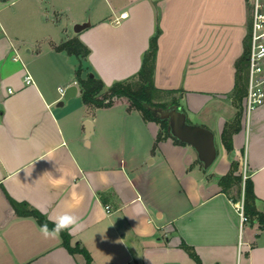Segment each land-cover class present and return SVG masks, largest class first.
<instances>
[{
    "label": "crops",
    "instance_id": "obj_1",
    "mask_svg": "<svg viewBox=\"0 0 264 264\" xmlns=\"http://www.w3.org/2000/svg\"><path fill=\"white\" fill-rule=\"evenodd\" d=\"M250 23L249 0H0V264H86L61 234L45 239L10 197L48 218L76 215L83 227L71 241L92 264H197L183 241L203 264H264V226L242 224L240 191L219 182L236 161L264 213V103L248 115L243 99L233 149L222 140L238 111L233 90ZM77 24L86 26L77 32ZM158 27L155 83L179 89L189 122L220 137L222 157L218 148L209 168L190 143L158 141L160 124L128 103L86 104L80 58L56 49L78 36L90 48L85 63L110 86L139 71ZM72 84L78 91L65 99L60 87Z\"/></svg>",
    "mask_w": 264,
    "mask_h": 264
},
{
    "label": "trees",
    "instance_id": "obj_2",
    "mask_svg": "<svg viewBox=\"0 0 264 264\" xmlns=\"http://www.w3.org/2000/svg\"><path fill=\"white\" fill-rule=\"evenodd\" d=\"M7 1V0H3ZM161 28L158 27L156 33L150 39L149 48L143 55L142 66L139 71L126 79L115 81L110 86H106L104 81L94 75L91 76L92 70L85 63L90 48L78 36L68 38L58 45L57 50L67 51L69 54H75L80 58V63L76 69V75L82 92L83 101L96 108L109 107L119 103H128L130 109L138 110L146 121H156L160 124L161 129L158 133L157 140L173 135L171 132L170 121L163 118V112L173 107L179 108L181 92L179 89H163L155 83L156 58L159 49V36ZM248 48L249 39L246 40L245 52L237 61V71L235 87L233 90V101L238 109L235 117L228 121L222 132V140L226 148L233 149V136L242 127L243 116V99L247 92L248 84ZM171 96V98H170ZM156 109L161 111L158 113ZM175 137V136H174ZM177 142H183L175 137ZM237 162L233 161L231 170L221 176L219 182L226 192L234 186L240 191V196L244 195L245 210L249 217V222L258 221L264 226V213L256 205L257 195L255 193L254 181L248 177L243 179L241 174L236 173ZM243 194L241 195V193ZM241 198V197H240ZM12 206L19 215L34 216L40 225L48 224L52 228V223L45 213L32 206L26 201H18L12 197L9 198ZM238 199L235 198V201ZM62 243L72 252H81L86 257V264H92V255L90 251L80 244H72L71 233L64 231L61 233ZM182 246L195 259L197 264H203L201 257L194 247L182 242ZM26 264H30L29 262Z\"/></svg>",
    "mask_w": 264,
    "mask_h": 264
},
{
    "label": "built area",
    "instance_id": "obj_3",
    "mask_svg": "<svg viewBox=\"0 0 264 264\" xmlns=\"http://www.w3.org/2000/svg\"><path fill=\"white\" fill-rule=\"evenodd\" d=\"M250 4V30L248 34V84L247 92L244 96V110L250 114L257 106L264 103V0H249ZM129 12L123 11L114 18L116 24H120L123 19L128 17ZM25 79L32 80V76L27 74ZM67 87H60L62 95L65 94ZM249 177L247 172L243 173V179ZM242 224L249 221L245 210L244 195L236 201ZM110 211V206L107 205ZM128 264V263H125Z\"/></svg>",
    "mask_w": 264,
    "mask_h": 264
},
{
    "label": "water",
    "instance_id": "obj_4",
    "mask_svg": "<svg viewBox=\"0 0 264 264\" xmlns=\"http://www.w3.org/2000/svg\"><path fill=\"white\" fill-rule=\"evenodd\" d=\"M85 26L84 24H77L75 30L79 32ZM90 75L94 76V73L91 72ZM77 91L78 85H70L66 89L64 98L68 99L74 96ZM162 117L169 119L173 136L185 143L193 145L198 152L200 160L204 163V167L209 168L218 155L214 131L206 126L189 122L186 112L180 108L167 111L163 113ZM84 125L86 129L85 138L87 139V143H89V138L94 132V122L91 119H86Z\"/></svg>",
    "mask_w": 264,
    "mask_h": 264
},
{
    "label": "clouds",
    "instance_id": "obj_5",
    "mask_svg": "<svg viewBox=\"0 0 264 264\" xmlns=\"http://www.w3.org/2000/svg\"><path fill=\"white\" fill-rule=\"evenodd\" d=\"M49 219L53 225L52 228H49L47 223L39 227V231L45 239L58 237L64 231L77 232L83 227L79 218L70 212H62L57 214L54 219Z\"/></svg>",
    "mask_w": 264,
    "mask_h": 264
},
{
    "label": "rangeland",
    "instance_id": "obj_6",
    "mask_svg": "<svg viewBox=\"0 0 264 264\" xmlns=\"http://www.w3.org/2000/svg\"><path fill=\"white\" fill-rule=\"evenodd\" d=\"M170 98H171V96H170ZM177 107H173V108H171V109H168V110H166V111H164L163 113H165V112H167V111H170V110H172V109H176ZM156 111L159 113L161 110L160 109H156ZM216 142H217V145H218V148L221 150V154H220V156H219V160H220V158L222 157V143H221V140H220V137L219 136H217L216 137Z\"/></svg>",
    "mask_w": 264,
    "mask_h": 264
}]
</instances>
